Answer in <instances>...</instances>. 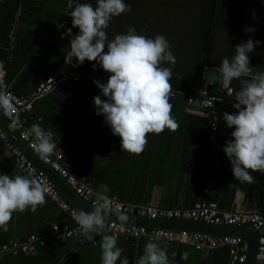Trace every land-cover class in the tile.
<instances>
[{
    "label": "crops",
    "instance_id": "1",
    "mask_svg": "<svg viewBox=\"0 0 264 264\" xmlns=\"http://www.w3.org/2000/svg\"><path fill=\"white\" fill-rule=\"evenodd\" d=\"M66 11L67 0H0V66L5 72L6 91L27 99L47 79L68 72L62 67L66 37L61 39L60 34L64 29L57 31L55 27L61 22L66 28L70 26ZM93 79L107 80L84 75L78 83L60 86L35 101L24 119L28 126L39 123L52 133L56 149L64 154L65 166L75 175L86 176L95 192L105 184L108 195L123 203L175 210L191 209L199 197L206 196L223 212L245 210L264 215V174L253 172L252 185L240 183L232 177L221 150L232 129L225 127L211 139L206 110L198 103L189 104L183 94L169 93L176 130L146 134L147 143L139 155L121 152L119 137L111 134L102 116L94 114L92 99L99 90ZM213 79L207 72L201 82L198 77L200 88L197 84L196 93L209 91ZM233 102L222 113L235 111L231 108ZM0 173L25 175L2 151ZM53 181L58 184L60 198L74 204L68 197L72 193L67 185ZM68 222L59 204L47 195L35 212H14L7 231H0V247L21 245L30 237L48 241L30 254H7L0 264H100V241L110 233L96 234L94 242L79 236L53 241V227L62 228ZM242 228L250 246L255 235L248 232L250 227ZM147 242L146 238L117 237L123 249L121 255L128 258L129 264H135ZM158 243L166 247L171 264H229L231 259L228 246L199 252L192 246ZM184 253L187 259H181Z\"/></svg>",
    "mask_w": 264,
    "mask_h": 264
},
{
    "label": "clouds",
    "instance_id": "2",
    "mask_svg": "<svg viewBox=\"0 0 264 264\" xmlns=\"http://www.w3.org/2000/svg\"><path fill=\"white\" fill-rule=\"evenodd\" d=\"M130 11L131 5L125 0H95V6L67 0L65 14L71 18V27L66 28L62 22L55 23V27L57 31L64 29L61 39L68 37L69 50L64 52V62L67 59L78 67L85 61H94L93 70L99 66L109 74L105 82L92 81L99 90L92 99L94 114L102 116L111 134L119 137L121 152L139 155L147 143L146 134L158 135L165 129L175 131L178 127L169 102L172 69L164 66L165 62L174 65L176 58L167 38L161 34L146 37L128 27L126 32L107 39L105 30L110 22ZM73 28L78 29L75 34ZM243 31L248 34L255 29L246 26ZM260 44L261 41L250 36L233 46L230 59L225 57L219 65L205 69L222 83L234 101L231 107L235 111L221 114L224 126L232 129L221 150L228 159L232 177L249 185L254 182L253 172L264 174V71L254 72L250 65V54ZM2 76L0 66V115L12 117L15 107ZM233 80H239V90L228 87ZM215 123L214 118L213 128ZM28 132L34 137L35 151L42 159L56 150L52 133L39 123H33ZM108 193L107 185H99L91 211L71 212L75 231L84 241L94 242L110 213L121 223V230L128 221L126 210L114 204ZM44 203V189L31 172L14 176L0 173V231H7L14 212L26 209L35 212ZM159 239L155 237L145 243L135 264H171L166 247L157 242ZM99 246L100 264H129L128 258L121 255L123 249L118 246L115 234H104ZM181 259H187V254H182Z\"/></svg>",
    "mask_w": 264,
    "mask_h": 264
},
{
    "label": "built area",
    "instance_id": "3",
    "mask_svg": "<svg viewBox=\"0 0 264 264\" xmlns=\"http://www.w3.org/2000/svg\"><path fill=\"white\" fill-rule=\"evenodd\" d=\"M5 77L3 71L2 79ZM83 75L74 72H65L56 78H49L39 86L37 91L30 98H18L12 92L11 100L15 110L12 117H7L9 127L18 135L28 149L47 166L56 173L66 185L75 193L77 197L85 201L91 207L95 199V191L88 184L84 175L73 174L64 164V154L61 150H55L47 158L42 159L35 151L34 137L29 134L28 126L24 115L32 111L35 101L53 92L56 88L69 82L78 83ZM221 83V82H220ZM210 86L213 82H210ZM228 87H231L229 85ZM233 89V88H232ZM234 90V89H233ZM172 94V93H170ZM176 95V94H172ZM188 103H198L208 113L211 139L225 128L221 119L222 110L233 99L228 96L225 87L221 83L219 94H210L208 91L188 95ZM232 108V107H231ZM233 109V108H232ZM234 110V109H233ZM215 118V128L212 121ZM0 151H2L24 174L31 172L32 176L41 183L45 195L59 204L60 209L68 216L69 222L64 227L54 226L51 239L55 242H64L79 234L75 231L76 224L71 216L72 211H81L71 202L60 198L56 184L37 166H35L23 151L10 139L8 134L0 128ZM114 204H118L126 210L129 218L139 221H149L153 223H200L205 226L218 228L250 227L257 235V254L253 264H264V215L258 212L237 210L235 212L220 211L215 203L208 197L198 198L196 205L187 210L163 209L157 205H133L121 202L118 198H112ZM101 232H108L127 238H146L148 241L159 237V241L173 242L184 246H192L196 251L203 252L220 247L228 246L231 249V259L229 264H247L250 246L242 236L214 235L198 230L182 228H165L157 226H146L132 222H125L121 230V223L117 220L106 219L105 227ZM47 239L30 237L24 244L0 247V260L7 254L17 255L19 253H33L37 246H45Z\"/></svg>",
    "mask_w": 264,
    "mask_h": 264
},
{
    "label": "trees",
    "instance_id": "4",
    "mask_svg": "<svg viewBox=\"0 0 264 264\" xmlns=\"http://www.w3.org/2000/svg\"><path fill=\"white\" fill-rule=\"evenodd\" d=\"M95 6V0H81ZM131 11L114 18L105 30L107 39L117 33L126 32L128 27L135 28L137 34L154 37L164 35L171 45L176 62L164 66L171 67L170 93L196 95L198 77L203 63L212 68L219 65L225 57L231 58L237 43L246 41L250 36L261 41L260 47L250 54L253 71H264V0H125ZM254 27V33L246 34L243 28ZM71 27V18L70 26ZM210 29V30H209ZM78 29L73 28L75 34ZM207 50L205 52L206 40ZM65 39L62 67L64 71L107 78L109 75L97 66L85 61L78 67L69 64L64 56L68 49ZM65 52V53H64ZM75 64V60L72 62ZM239 90V80L230 84ZM221 83L213 79L210 94H219Z\"/></svg>",
    "mask_w": 264,
    "mask_h": 264
},
{
    "label": "water",
    "instance_id": "5",
    "mask_svg": "<svg viewBox=\"0 0 264 264\" xmlns=\"http://www.w3.org/2000/svg\"><path fill=\"white\" fill-rule=\"evenodd\" d=\"M210 30V29H209ZM207 43L208 39L206 40L205 45V52L207 50ZM205 64L203 63L201 72L199 75V82H201L204 74H205ZM198 88H200V83L198 84ZM0 128L8 134L10 139L23 151V153L29 158V160L37 166L42 172H44L50 179L53 178V180H59V182L63 183L64 181L54 172H52L47 166L43 165L38 158L28 149L27 145L20 140L18 135L9 127L8 121L5 117L0 115ZM58 186V184H57ZM66 186V185H65ZM67 189L72 194H67L69 199L76 205L77 208H79L81 211H91V206L88 205L85 201L80 199L75 195V193L66 186ZM110 220H117L114 215L111 213L109 214L108 218ZM118 221V220H117ZM128 222L140 224V225H146V226H157V227H165V228H182V229H189V230H198L203 231L210 234H220V235H231V236H242L243 233L246 231L242 227H233V228H218V227H212V226H205L200 223H153L149 221H139L132 218L128 219ZM249 233L252 235H255V239L253 240L252 244L250 245V251L248 256V262L247 264H253L256 258L257 254V235L255 233H252V229H248Z\"/></svg>",
    "mask_w": 264,
    "mask_h": 264
},
{
    "label": "rangeland",
    "instance_id": "6",
    "mask_svg": "<svg viewBox=\"0 0 264 264\" xmlns=\"http://www.w3.org/2000/svg\"><path fill=\"white\" fill-rule=\"evenodd\" d=\"M175 51H173V53H174Z\"/></svg>",
    "mask_w": 264,
    "mask_h": 264
},
{
    "label": "flooded vegetation",
    "instance_id": "7",
    "mask_svg": "<svg viewBox=\"0 0 264 264\" xmlns=\"http://www.w3.org/2000/svg\"><path fill=\"white\" fill-rule=\"evenodd\" d=\"M158 242V241H157Z\"/></svg>",
    "mask_w": 264,
    "mask_h": 264
}]
</instances>
